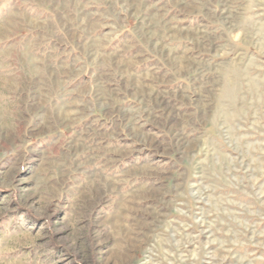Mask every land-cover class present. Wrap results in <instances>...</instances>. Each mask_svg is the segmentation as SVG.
<instances>
[{
  "label": "rangeland",
  "instance_id": "374dc122",
  "mask_svg": "<svg viewBox=\"0 0 264 264\" xmlns=\"http://www.w3.org/2000/svg\"><path fill=\"white\" fill-rule=\"evenodd\" d=\"M0 264H264V0H0Z\"/></svg>",
  "mask_w": 264,
  "mask_h": 264
}]
</instances>
